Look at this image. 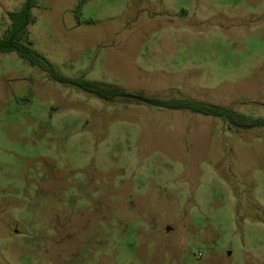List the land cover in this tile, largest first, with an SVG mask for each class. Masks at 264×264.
Returning <instances> with one entry per match:
<instances>
[{
	"label": "rangeland",
	"instance_id": "rangeland-1",
	"mask_svg": "<svg viewBox=\"0 0 264 264\" xmlns=\"http://www.w3.org/2000/svg\"><path fill=\"white\" fill-rule=\"evenodd\" d=\"M26 0H0L8 13ZM37 0L63 75L264 119V0ZM0 264H264V128L106 101L0 54Z\"/></svg>",
	"mask_w": 264,
	"mask_h": 264
},
{
	"label": "trees",
	"instance_id": "trees-1",
	"mask_svg": "<svg viewBox=\"0 0 264 264\" xmlns=\"http://www.w3.org/2000/svg\"><path fill=\"white\" fill-rule=\"evenodd\" d=\"M36 7L37 0H26L19 11L8 13L10 25L5 34L0 35V54L15 53L28 61L32 67H39L49 74L55 82L81 88L102 100L127 99L169 110L188 111L203 116L225 118L234 126L242 129L264 128V119L254 120L231 108L190 99L164 101L143 94H130L112 84L90 81L84 78H70L63 75L50 61L33 48V43L30 40V28L36 23V17L33 14Z\"/></svg>",
	"mask_w": 264,
	"mask_h": 264
},
{
	"label": "crops",
	"instance_id": "crops-1",
	"mask_svg": "<svg viewBox=\"0 0 264 264\" xmlns=\"http://www.w3.org/2000/svg\"><path fill=\"white\" fill-rule=\"evenodd\" d=\"M22 8V7H21ZM19 11V10H18Z\"/></svg>",
	"mask_w": 264,
	"mask_h": 264
}]
</instances>
